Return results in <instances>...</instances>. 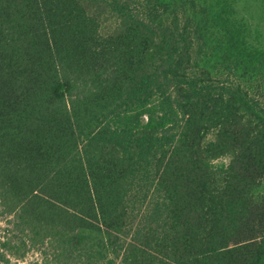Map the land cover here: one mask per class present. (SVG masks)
I'll use <instances>...</instances> for the list:
<instances>
[{"label":"trees","instance_id":"obj_1","mask_svg":"<svg viewBox=\"0 0 264 264\" xmlns=\"http://www.w3.org/2000/svg\"><path fill=\"white\" fill-rule=\"evenodd\" d=\"M0 219V264H264V0H0Z\"/></svg>","mask_w":264,"mask_h":264},{"label":"rangeland","instance_id":"obj_2","mask_svg":"<svg viewBox=\"0 0 264 264\" xmlns=\"http://www.w3.org/2000/svg\"><path fill=\"white\" fill-rule=\"evenodd\" d=\"M107 27L108 25H110L109 23H107ZM6 225V221L4 219H0V226H2L0 228V238L3 236V227ZM8 258L11 259V263L13 264H32V262L36 261V260H40V254L38 252H33V251H29L27 253V255L24 258H16L12 255H8Z\"/></svg>","mask_w":264,"mask_h":264}]
</instances>
